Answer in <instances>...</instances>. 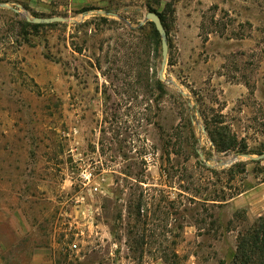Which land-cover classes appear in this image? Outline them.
I'll return each instance as SVG.
<instances>
[{
    "label": "rangeland",
    "instance_id": "374dc122",
    "mask_svg": "<svg viewBox=\"0 0 264 264\" xmlns=\"http://www.w3.org/2000/svg\"><path fill=\"white\" fill-rule=\"evenodd\" d=\"M236 152H264V0H0V264H230L264 214Z\"/></svg>",
    "mask_w": 264,
    "mask_h": 264
},
{
    "label": "trees",
    "instance_id": "16d2710c",
    "mask_svg": "<svg viewBox=\"0 0 264 264\" xmlns=\"http://www.w3.org/2000/svg\"><path fill=\"white\" fill-rule=\"evenodd\" d=\"M149 10L155 11L153 8H150ZM158 14L163 22L160 13ZM25 23L32 26L39 25L31 24L29 22ZM153 33L158 35L155 28L153 29ZM209 134L211 139L215 142V138H217L216 132H213V129L210 128ZM219 140V143H216L218 149L228 150L235 148L234 136L229 137L228 139L223 138L222 140L220 138ZM216 142L218 141L216 140ZM236 149L238 151H245L244 146ZM230 264H264V214L258 216L248 229L239 234L236 249Z\"/></svg>",
    "mask_w": 264,
    "mask_h": 264
},
{
    "label": "water",
    "instance_id": "95a60500",
    "mask_svg": "<svg viewBox=\"0 0 264 264\" xmlns=\"http://www.w3.org/2000/svg\"><path fill=\"white\" fill-rule=\"evenodd\" d=\"M2 5L8 6L7 4H2ZM12 9L14 11H18L16 8H12ZM23 16L26 21L32 22V23H51V22H61V21L66 20V18L62 16H44V17L34 16V17H31L28 14H23ZM145 19L150 20L154 24L155 29L157 30V32L159 33L161 37V62H160L159 70H158V78L163 79V70L166 64L167 51H168L165 29L163 27L161 18L157 12L151 11V10L147 11L145 13ZM239 155L249 157L254 160L264 158V152L256 156H252L248 153L236 152L235 155L232 157V159L227 160L225 163L231 162L232 160L237 158Z\"/></svg>",
    "mask_w": 264,
    "mask_h": 264
},
{
    "label": "built area",
    "instance_id": "2783aa9c",
    "mask_svg": "<svg viewBox=\"0 0 264 264\" xmlns=\"http://www.w3.org/2000/svg\"><path fill=\"white\" fill-rule=\"evenodd\" d=\"M83 177H85V178H86V177H87V176H86V174H83Z\"/></svg>",
    "mask_w": 264,
    "mask_h": 264
}]
</instances>
